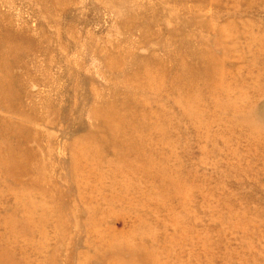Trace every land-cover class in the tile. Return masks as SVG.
Wrapping results in <instances>:
<instances>
[{
  "label": "rangeland",
  "instance_id": "374dc122",
  "mask_svg": "<svg viewBox=\"0 0 264 264\" xmlns=\"http://www.w3.org/2000/svg\"><path fill=\"white\" fill-rule=\"evenodd\" d=\"M0 264H264V0H0Z\"/></svg>",
  "mask_w": 264,
  "mask_h": 264
},
{
  "label": "bare ground",
  "instance_id": "6f19581e",
  "mask_svg": "<svg viewBox=\"0 0 264 264\" xmlns=\"http://www.w3.org/2000/svg\"><path fill=\"white\" fill-rule=\"evenodd\" d=\"M101 116H102V117H106V120L109 119L110 121H109L108 123H110V122H111V123L115 122V119L112 117L111 113H109V112H107V111H105L104 114L101 115ZM112 121H113V122H112ZM117 121H118V124H120V123L123 122L124 120H123V118L119 115ZM113 131L118 132V129L115 130V126H112L110 132H113Z\"/></svg>",
  "mask_w": 264,
  "mask_h": 264
}]
</instances>
